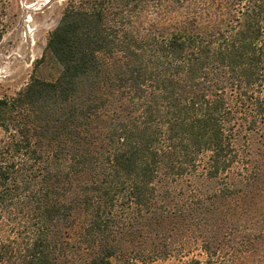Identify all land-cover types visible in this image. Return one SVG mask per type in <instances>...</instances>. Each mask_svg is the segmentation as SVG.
I'll return each instance as SVG.
<instances>
[{"label": "trees", "instance_id": "16d2710c", "mask_svg": "<svg viewBox=\"0 0 264 264\" xmlns=\"http://www.w3.org/2000/svg\"><path fill=\"white\" fill-rule=\"evenodd\" d=\"M47 49L58 76L0 97V264L196 243L204 264H264L263 217L232 178L264 172L248 140L264 137V0H68Z\"/></svg>", "mask_w": 264, "mask_h": 264}, {"label": "rangeland", "instance_id": "374dc122", "mask_svg": "<svg viewBox=\"0 0 264 264\" xmlns=\"http://www.w3.org/2000/svg\"><path fill=\"white\" fill-rule=\"evenodd\" d=\"M7 18L5 25L7 33L0 42V97L14 96L31 79L32 75L44 79H54L60 72V65L50 55L47 42L51 31L58 25L68 0H6ZM253 157L263 165V129L248 136ZM245 144L244 139L241 144ZM253 169L250 164L247 176L233 173L232 178L239 180L246 197V207L253 209L255 218L263 217L264 221V172ZM245 173V170H244ZM198 177L190 176L174 183V186L188 188L190 181ZM189 180V181H188ZM194 183V182H193ZM212 184V183H211ZM211 184L202 187L208 190ZM237 207V205H236ZM237 213V208L235 211ZM235 214L233 217L236 218ZM232 217V216H231ZM246 222L248 215L242 216ZM236 222L245 223L243 220ZM235 223V222H234ZM192 259H198L204 264L206 259L199 243L189 244L185 254L157 259L150 262L135 264H193Z\"/></svg>", "mask_w": 264, "mask_h": 264}]
</instances>
